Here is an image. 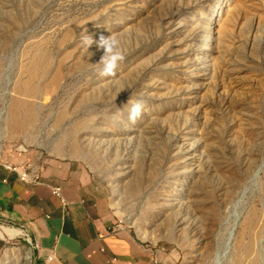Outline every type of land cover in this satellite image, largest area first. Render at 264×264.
Returning <instances> with one entry per match:
<instances>
[{
	"label": "rangeland",
	"instance_id": "374dc122",
	"mask_svg": "<svg viewBox=\"0 0 264 264\" xmlns=\"http://www.w3.org/2000/svg\"><path fill=\"white\" fill-rule=\"evenodd\" d=\"M108 35L121 59L104 74ZM11 156L84 167L170 264H264V0H0ZM29 241L0 264H23L24 247L32 264Z\"/></svg>",
	"mask_w": 264,
	"mask_h": 264
},
{
	"label": "crops",
	"instance_id": "0c3cea01",
	"mask_svg": "<svg viewBox=\"0 0 264 264\" xmlns=\"http://www.w3.org/2000/svg\"><path fill=\"white\" fill-rule=\"evenodd\" d=\"M26 164L0 160V252L27 236L35 245L32 264H170L163 248L118 224L84 167L45 158L37 165L39 184L22 183L6 168ZM56 187L61 197L52 193ZM3 228L21 233L12 237Z\"/></svg>",
	"mask_w": 264,
	"mask_h": 264
},
{
	"label": "clouds",
	"instance_id": "9594fccd",
	"mask_svg": "<svg viewBox=\"0 0 264 264\" xmlns=\"http://www.w3.org/2000/svg\"><path fill=\"white\" fill-rule=\"evenodd\" d=\"M85 38L90 39L87 35ZM117 43L118 42L110 35L101 36L98 40V45L103 48V54L100 56L98 61L102 65L101 71L104 74L111 73L117 60L121 59V52L117 47ZM141 109L142 104L140 101L132 103L129 107V119L134 120L137 116H139Z\"/></svg>",
	"mask_w": 264,
	"mask_h": 264
},
{
	"label": "built area",
	"instance_id": "2783aa9c",
	"mask_svg": "<svg viewBox=\"0 0 264 264\" xmlns=\"http://www.w3.org/2000/svg\"><path fill=\"white\" fill-rule=\"evenodd\" d=\"M6 168L8 170H12L13 172H15L18 180L22 183H32V184L41 183V178L37 171V165H33L31 163L23 166L6 165ZM52 193L58 197H61L60 188L58 187L53 188ZM118 227L121 226L118 225Z\"/></svg>",
	"mask_w": 264,
	"mask_h": 264
},
{
	"label": "bare ground",
	"instance_id": "6f19581e",
	"mask_svg": "<svg viewBox=\"0 0 264 264\" xmlns=\"http://www.w3.org/2000/svg\"><path fill=\"white\" fill-rule=\"evenodd\" d=\"M1 229H2V228H1ZM6 230H7L6 228H3L2 231L8 233ZM8 234H9V233H8ZM9 235L13 237V235H11V234H9ZM12 237H11V238H12ZM22 250H23V252H24V257H23V259L25 260V262H23V264H30V249H29L28 247H24V248H22Z\"/></svg>",
	"mask_w": 264,
	"mask_h": 264
},
{
	"label": "water",
	"instance_id": "95a60500",
	"mask_svg": "<svg viewBox=\"0 0 264 264\" xmlns=\"http://www.w3.org/2000/svg\"><path fill=\"white\" fill-rule=\"evenodd\" d=\"M29 244L31 245L32 248L35 247V245L30 241Z\"/></svg>",
	"mask_w": 264,
	"mask_h": 264
}]
</instances>
